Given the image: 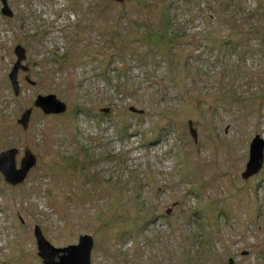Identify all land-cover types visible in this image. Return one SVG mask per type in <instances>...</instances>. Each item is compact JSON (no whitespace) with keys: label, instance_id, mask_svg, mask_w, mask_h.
Here are the masks:
<instances>
[{"label":"rangeland","instance_id":"obj_1","mask_svg":"<svg viewBox=\"0 0 264 264\" xmlns=\"http://www.w3.org/2000/svg\"><path fill=\"white\" fill-rule=\"evenodd\" d=\"M6 5L0 153L36 161L21 185L0 174V264H44L37 229L55 250L90 237V264H264V150L242 178L264 141V0Z\"/></svg>","mask_w":264,"mask_h":264},{"label":"water","instance_id":"obj_2","mask_svg":"<svg viewBox=\"0 0 264 264\" xmlns=\"http://www.w3.org/2000/svg\"><path fill=\"white\" fill-rule=\"evenodd\" d=\"M2 3V14L7 17H11V13L6 5V0H0ZM116 3H122L123 0H112ZM17 57V62L13 67L9 75V80L11 82L12 90L15 95H18V84L16 81V75L19 70H23L20 66L21 61L23 60V51L17 47L15 51ZM34 107L40 109L45 115L51 114H62L66 112V107L61 102L57 101L54 96L41 97L38 96L34 102ZM130 112L141 114L142 111H138L134 108L129 109ZM103 113H107V110H102ZM31 110H27L19 121V124L26 128L27 121ZM192 136L195 138V131L190 130ZM263 150H264V141L260 139L259 136H256L249 147V161L245 168V173L242 174L243 179H247L251 176L257 174L261 169L263 164ZM18 150L10 149L3 153H0V174L3 177V180L8 185L15 187L21 185L26 177L28 172L35 166L36 158L28 149H24L23 157L19 162L17 168L16 166V156L18 155ZM35 239L37 243L38 255L43 261L44 264H90V252L92 249V241L90 237H82L79 239L77 246H71L62 250H55L43 239L39 230H35ZM61 253V256H59ZM56 257L58 262L55 261Z\"/></svg>","mask_w":264,"mask_h":264}]
</instances>
